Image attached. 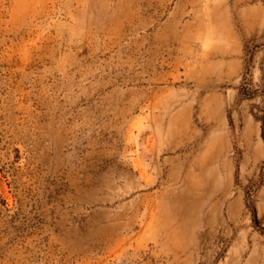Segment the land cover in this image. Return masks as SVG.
I'll return each mask as SVG.
<instances>
[{"label": "rangeland", "instance_id": "1", "mask_svg": "<svg viewBox=\"0 0 264 264\" xmlns=\"http://www.w3.org/2000/svg\"><path fill=\"white\" fill-rule=\"evenodd\" d=\"M0 264H264V0H0Z\"/></svg>", "mask_w": 264, "mask_h": 264}]
</instances>
